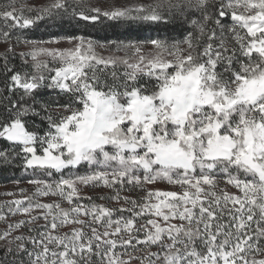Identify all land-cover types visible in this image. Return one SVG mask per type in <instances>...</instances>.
Instances as JSON below:
<instances>
[{
	"label": "snow or ice",
	"instance_id": "1",
	"mask_svg": "<svg viewBox=\"0 0 264 264\" xmlns=\"http://www.w3.org/2000/svg\"><path fill=\"white\" fill-rule=\"evenodd\" d=\"M0 43V264H264V0H4Z\"/></svg>",
	"mask_w": 264,
	"mask_h": 264
},
{
	"label": "trees",
	"instance_id": "2",
	"mask_svg": "<svg viewBox=\"0 0 264 264\" xmlns=\"http://www.w3.org/2000/svg\"><path fill=\"white\" fill-rule=\"evenodd\" d=\"M3 2H4V0H0V3H3ZM36 35H38V33ZM97 35L98 36H103L104 33H99ZM146 35H147L146 32L142 33L141 37L146 36ZM2 50H0V51H2ZM17 51H19V50H17ZM17 62H19V61H17ZM2 144H3V142L0 141V145H2ZM21 175L22 174L20 173L19 170H15V172H14L12 169H9V168H0V188L7 187V186H10V185H14L13 184V179H15L16 177H19ZM10 198L11 197L0 195V200H6V199H10ZM0 227H3V225L0 224Z\"/></svg>",
	"mask_w": 264,
	"mask_h": 264
},
{
	"label": "rangeland",
	"instance_id": "3",
	"mask_svg": "<svg viewBox=\"0 0 264 264\" xmlns=\"http://www.w3.org/2000/svg\"><path fill=\"white\" fill-rule=\"evenodd\" d=\"M20 2H25V0H20ZM27 2H29V3H40L41 0H27ZM90 2L91 3H97V2L103 3L104 0H90ZM4 47H5V45L0 43V50H2ZM17 50H19V49H17ZM21 186H25V185L22 184ZM160 187H165V185H160ZM15 190H16V186L10 185L7 187L0 188V193L11 192V191H15Z\"/></svg>",
	"mask_w": 264,
	"mask_h": 264
}]
</instances>
